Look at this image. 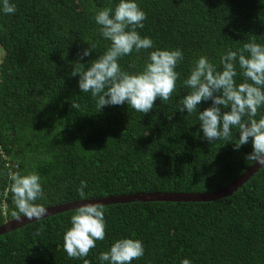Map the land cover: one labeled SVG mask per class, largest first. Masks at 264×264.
<instances>
[{"label": "trees", "instance_id": "trees-1", "mask_svg": "<svg viewBox=\"0 0 264 264\" xmlns=\"http://www.w3.org/2000/svg\"><path fill=\"white\" fill-rule=\"evenodd\" d=\"M0 13V226L16 210L11 175L37 172L45 207L136 192H210L236 180L255 161L251 143L209 142L196 114L178 108L188 92L178 81L171 100L148 113L127 104L97 111L71 75L89 40L110 46L94 17L118 0H14ZM147 19L141 35L154 48H181L185 78L196 59L219 64L228 48L264 40V0H138ZM264 43V41H263ZM152 49L121 58L138 72ZM239 82V78H238ZM72 102L86 108L78 111ZM211 101L202 102L200 110ZM260 115H264L261 109ZM259 118V117H257ZM234 135L238 138L239 132ZM81 181L88 187L81 197ZM106 236L86 257H68L63 237L76 209L55 213L0 234V264H100L98 257L123 237L143 241L132 264H264V166L231 196L210 202L137 201L104 205ZM39 233V234H37Z\"/></svg>", "mask_w": 264, "mask_h": 264}, {"label": "clouds", "instance_id": "clouds-1", "mask_svg": "<svg viewBox=\"0 0 264 264\" xmlns=\"http://www.w3.org/2000/svg\"><path fill=\"white\" fill-rule=\"evenodd\" d=\"M16 11L14 0H0V13L10 15ZM146 19L147 14L138 0H118L114 9L105 7L96 12L95 23L110 46L86 66L80 61L96 51L97 45L84 40L88 46L80 51L71 73L79 76L81 92L90 93L97 111L105 106L127 104L145 114L152 110L157 98L162 103L169 102L181 81L188 92L177 109L197 115L203 137L209 142L232 140L235 150L251 143L252 150L245 158L264 166V115H260L264 109V40L251 38L240 48H228L220 55L219 64L201 55L188 75L181 78L177 68L185 59L183 50L154 48L152 37L138 31L143 29ZM142 49L152 50L141 70H125L121 58L133 51L139 54ZM209 100L211 105L201 111V103ZM71 106L78 111L87 107L79 102H72ZM237 131L238 138L234 135ZM11 180L16 208L11 215L17 220H39L45 216L48 209L39 203L45 195L41 176L37 172H16ZM87 187V182L81 181L76 191L83 197ZM70 225L63 237L64 251L70 258L86 257L96 248L97 241L105 239V208L100 203L81 204L71 215ZM144 255L141 239L123 237L102 251L98 260L100 264H132ZM181 264H192V261L184 258Z\"/></svg>", "mask_w": 264, "mask_h": 264}, {"label": "water", "instance_id": "water-1", "mask_svg": "<svg viewBox=\"0 0 264 264\" xmlns=\"http://www.w3.org/2000/svg\"><path fill=\"white\" fill-rule=\"evenodd\" d=\"M263 166L259 163L251 165L243 174H241L236 180L228 184L227 186L210 192H136L126 193L119 195H109L98 198H86L79 201L68 202L57 206L46 207L48 209L45 216L53 215L55 213L64 212L78 208L84 203H100L103 206L116 203H128L137 201H169V202H210L218 199H222L231 196L240 187L247 182L251 176ZM42 217V218H43ZM28 220L27 218L17 220L15 218L7 220L0 226V234L5 233L12 229H17L26 224H29L34 220Z\"/></svg>", "mask_w": 264, "mask_h": 264}, {"label": "rangeland", "instance_id": "rangeland-1", "mask_svg": "<svg viewBox=\"0 0 264 264\" xmlns=\"http://www.w3.org/2000/svg\"><path fill=\"white\" fill-rule=\"evenodd\" d=\"M1 56H2V51L0 50V60H1Z\"/></svg>", "mask_w": 264, "mask_h": 264}]
</instances>
